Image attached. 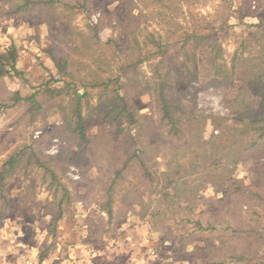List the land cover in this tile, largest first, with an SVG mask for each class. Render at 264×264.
Instances as JSON below:
<instances>
[{
    "label": "rangeland",
    "instance_id": "rangeland-1",
    "mask_svg": "<svg viewBox=\"0 0 264 264\" xmlns=\"http://www.w3.org/2000/svg\"><path fill=\"white\" fill-rule=\"evenodd\" d=\"M257 25L264 0H0V54H18L0 78L14 247L34 264H264V139L245 133L264 106L231 73Z\"/></svg>",
    "mask_w": 264,
    "mask_h": 264
},
{
    "label": "trees",
    "instance_id": "trees-1",
    "mask_svg": "<svg viewBox=\"0 0 264 264\" xmlns=\"http://www.w3.org/2000/svg\"><path fill=\"white\" fill-rule=\"evenodd\" d=\"M29 1H25L24 5H21L17 11L21 10L22 8L29 5ZM263 18H261L262 20ZM257 28L260 29L264 33V26L263 25H257ZM255 37V36H253ZM206 38V37H205ZM204 37H198L200 40H205ZM249 41H246L244 43H248ZM259 51L255 53L254 55H251V59H242V57L238 56V53L234 57V63L231 68V73L233 75H236L240 78L241 84H242V90L245 94L251 93L259 100V106H264V37H262L261 45L259 47ZM215 60L213 59L212 65H215ZM17 61H18V54L15 46H12L11 49H8L6 52L0 54V78H4L6 76L11 75L12 72H17ZM222 66L218 67L219 73L222 72ZM78 101L76 102V108L73 112V115L71 117V120L69 121V125L71 126L70 132L77 136L78 139L81 142L86 141V127L85 123L82 117L81 113V99L82 95H77ZM164 97H162L163 99ZM24 100L19 95L16 97L15 101L19 102ZM164 100V99H163ZM25 101L30 102L33 107L38 106V102L36 101V94L32 97H29L25 99ZM163 104H165V101H163ZM247 107H252V103H248ZM163 119L167 121L169 124H171L172 129L171 131H175V123L170 115L169 108L164 105L163 107ZM242 122V120L240 121ZM251 127L248 128L245 133H251L255 132L258 135L259 139H264V116L259 118H254L250 121ZM257 144L255 143L254 146ZM261 150H264V144L261 145ZM264 156V155H263ZM256 159V157H255ZM261 158H257L255 162V170L259 171ZM17 160L11 159L7 164L9 166V169H4L3 173L0 174V184L2 185L3 181L7 178V176H11L9 174L13 173V170L15 168ZM40 166L46 168L49 170L48 167H46L45 164L39 162ZM262 169V167H261ZM111 192V191H110ZM111 201L109 200L108 203H106L105 212L109 215L110 219L113 216V211L111 207ZM61 208V206H60ZM62 212V211H61Z\"/></svg>",
    "mask_w": 264,
    "mask_h": 264
},
{
    "label": "crops",
    "instance_id": "crops-1",
    "mask_svg": "<svg viewBox=\"0 0 264 264\" xmlns=\"http://www.w3.org/2000/svg\"><path fill=\"white\" fill-rule=\"evenodd\" d=\"M4 228L6 225L0 226V264H34L35 252L24 244L15 245L14 235L7 233Z\"/></svg>",
    "mask_w": 264,
    "mask_h": 264
}]
</instances>
